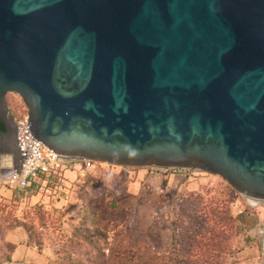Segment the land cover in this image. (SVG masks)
Here are the masks:
<instances>
[{
  "label": "water",
  "instance_id": "obj_1",
  "mask_svg": "<svg viewBox=\"0 0 264 264\" xmlns=\"http://www.w3.org/2000/svg\"><path fill=\"white\" fill-rule=\"evenodd\" d=\"M64 162L197 169L264 204V0H0L7 96Z\"/></svg>",
  "mask_w": 264,
  "mask_h": 264
},
{
  "label": "rangeland",
  "instance_id": "obj_2",
  "mask_svg": "<svg viewBox=\"0 0 264 264\" xmlns=\"http://www.w3.org/2000/svg\"><path fill=\"white\" fill-rule=\"evenodd\" d=\"M7 102L15 118L27 112L18 95L8 94ZM157 171L108 163L85 168L78 161L67 164L62 178L38 180L31 189L0 181V264L17 251L18 264H117L110 248L133 237L144 247L136 261L176 264V252L193 258L199 253L198 228L212 226L214 209L226 222L245 215L233 229L224 227L226 240L214 254L219 264H264L263 203L251 204L225 179L205 171ZM182 198L195 226L184 229L190 230L188 241L178 248L172 226L187 223L179 210Z\"/></svg>",
  "mask_w": 264,
  "mask_h": 264
},
{
  "label": "trees",
  "instance_id": "obj_3",
  "mask_svg": "<svg viewBox=\"0 0 264 264\" xmlns=\"http://www.w3.org/2000/svg\"><path fill=\"white\" fill-rule=\"evenodd\" d=\"M6 129L5 125L0 123V130L4 131ZM103 163H96L94 166L96 165H100ZM124 167V166H123ZM66 167H64L62 170H60L58 173L56 174H51L49 176H42L39 180H43V181H50L54 178H62L63 177V170ZM158 170V169H156ZM157 173H159V175L163 176V174H165V171H161L158 170ZM38 181V180H37ZM37 181H34L32 183L31 186L29 187H25V188H21V189H31L32 187H35V185L37 186ZM185 199L182 198L179 201V210L182 214H185L186 218H188L186 220V224H176L172 226V235H173V242L174 245L178 248H180L178 245H181L182 247L185 246L187 244L188 241V232L190 230H188L187 232H184V229L186 228H191L192 226L194 227V219H195V215L193 211L188 210L187 208H185ZM211 217L212 219H210L209 221L211 222L212 226H208L206 228V230H201L202 228H198L199 230V238H198V246L197 249L199 252L194 258L193 257H184L183 255L185 253H175L174 257H172V261H175L176 264H219V261L217 259V257H215V253L218 250L219 246L222 244V241L226 240V236H225V230L224 227L227 228V226L230 224V229H233L232 223L235 221V219L241 220L243 221L245 218V215H240L238 218H232L230 217V221L226 222L224 221L222 218H220V214L214 210H211ZM207 226V225H206ZM197 227V226H196ZM233 231V230H232ZM119 233H116L114 236L116 237H120L118 235ZM101 236H105V233H101ZM123 239H118L117 243H119L118 245L116 244L113 245V248H110V254L113 257V260H116L117 264H127L128 262H130L132 264V262L136 261V259L138 257H140V255L142 254L144 247H141L138 240L133 237L132 240L130 241H126L125 243H122ZM143 246V245H142ZM9 259V257H8ZM115 262V261H114ZM136 264H164L163 262H158V263H152V261L148 262V263H142V262H138L136 261Z\"/></svg>",
  "mask_w": 264,
  "mask_h": 264
},
{
  "label": "built area",
  "instance_id": "obj_4",
  "mask_svg": "<svg viewBox=\"0 0 264 264\" xmlns=\"http://www.w3.org/2000/svg\"><path fill=\"white\" fill-rule=\"evenodd\" d=\"M15 118V116H14ZM17 128V146L22 156L19 171L8 173L2 182L9 187L25 188L42 176L56 174L70 162L62 161L59 154L46 147L31 132L27 114H20L14 119ZM85 168L96 163L92 160L82 161Z\"/></svg>",
  "mask_w": 264,
  "mask_h": 264
},
{
  "label": "crops",
  "instance_id": "obj_5",
  "mask_svg": "<svg viewBox=\"0 0 264 264\" xmlns=\"http://www.w3.org/2000/svg\"><path fill=\"white\" fill-rule=\"evenodd\" d=\"M70 163H72V162H70ZM83 162L81 161V164H82ZM104 164H106V163H104ZM103 165V164H102ZM67 166V165H66ZM65 166V167H66ZM113 166V165H112ZM121 167V166H120ZM127 168V167H126ZM127 170H129V169H127ZM6 264H18V251L16 252V256L15 257H13L12 258V261L11 262H7Z\"/></svg>",
  "mask_w": 264,
  "mask_h": 264
},
{
  "label": "bare ground",
  "instance_id": "obj_6",
  "mask_svg": "<svg viewBox=\"0 0 264 264\" xmlns=\"http://www.w3.org/2000/svg\"><path fill=\"white\" fill-rule=\"evenodd\" d=\"M104 164V163H103ZM257 202L255 200H251V204L255 205Z\"/></svg>",
  "mask_w": 264,
  "mask_h": 264
},
{
  "label": "flooded vegetation",
  "instance_id": "obj_7",
  "mask_svg": "<svg viewBox=\"0 0 264 264\" xmlns=\"http://www.w3.org/2000/svg\"><path fill=\"white\" fill-rule=\"evenodd\" d=\"M11 113V112H10ZM12 114V113H11ZM13 117H14V115H13ZM15 119V118H14ZM2 124H6V121L5 120H2V122H1Z\"/></svg>",
  "mask_w": 264,
  "mask_h": 264
}]
</instances>
